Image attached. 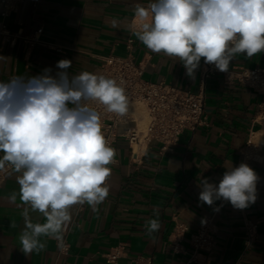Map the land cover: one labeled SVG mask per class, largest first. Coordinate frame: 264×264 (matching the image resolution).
Segmentation results:
<instances>
[{
    "label": "crops",
    "instance_id": "1",
    "mask_svg": "<svg viewBox=\"0 0 264 264\" xmlns=\"http://www.w3.org/2000/svg\"><path fill=\"white\" fill-rule=\"evenodd\" d=\"M152 2L21 0L18 12L3 20L9 34L18 38L11 45L0 37V81L36 76L46 68L55 75L62 59L72 61L67 70L70 76L82 71L97 74L103 58L130 52L145 65L146 80L196 92L203 58L189 77L178 59L152 52L135 35L143 23L135 15L136 6L147 9ZM39 28L42 31L37 34ZM31 38L39 42L28 47L26 39ZM261 65L264 52L251 58L237 54L229 67ZM259 100L247 86L227 85L215 73L205 82L207 126L185 130L171 151L161 153L159 145L150 142L133 153L126 139L117 138L106 182L109 195L95 209L85 203L69 210L72 224L69 250L64 254L59 253L55 238L47 236L40 237L45 247L39 252L21 250L26 205L20 200L19 173L9 167L0 188V264H110L103 254L117 244L124 251L115 264H134L137 258L150 264H264V130L259 125L254 127L259 130L256 140L261 150L257 160L249 162L259 177L256 202L241 210L222 199L211 206L199 200L203 178L218 185L228 167H236L242 158L241 148ZM14 193L15 200L11 199ZM209 216L212 245L204 242L196 248L192 237ZM29 217L32 223L46 222L30 208ZM150 219L161 222L151 236L147 234Z\"/></svg>",
    "mask_w": 264,
    "mask_h": 264
},
{
    "label": "clouds",
    "instance_id": "2",
    "mask_svg": "<svg viewBox=\"0 0 264 264\" xmlns=\"http://www.w3.org/2000/svg\"><path fill=\"white\" fill-rule=\"evenodd\" d=\"M135 15L143 21L135 33L142 44L178 59L189 77L201 58L226 72L237 54L251 58L264 52V0H153L147 9L137 5ZM71 65L62 59L55 75L46 68L36 76L0 81V172L11 167L19 173L26 205L19 241L25 254L45 247L41 236L61 240L74 205L95 209L109 195L116 150L91 102L124 116L129 99L115 79L88 71L70 76ZM258 179L246 163L230 166L218 185L201 180L199 200L211 206L222 199L245 209L256 202ZM29 208L46 222L32 223ZM160 228L158 219H150L147 234Z\"/></svg>",
    "mask_w": 264,
    "mask_h": 264
},
{
    "label": "built area",
    "instance_id": "3",
    "mask_svg": "<svg viewBox=\"0 0 264 264\" xmlns=\"http://www.w3.org/2000/svg\"><path fill=\"white\" fill-rule=\"evenodd\" d=\"M20 3L21 0H0V37L7 38L6 41L11 45L15 44L18 35L11 36L3 20L18 12ZM41 31L39 28L36 33L39 34ZM38 42L37 38L26 39L28 47ZM144 66L142 62H136L130 52L124 56H106L99 66L97 74L115 79L125 89L129 104L142 103L147 114L146 125L141 128L130 112L120 116L108 112L103 105L91 102V106L100 114L102 130L111 147L117 138L122 137L128 141L133 153L148 146L150 142H156L161 153L171 151L185 130L194 131L199 126H207V117L204 113L205 82L209 76L219 73L225 84H242L260 96L257 110L248 128L247 138L241 148L242 158L236 167L241 163L249 165L250 161L257 160L261 145L256 140L259 130L254 126L259 125L264 130V65L253 68L231 66L228 67V71L221 72L214 64H205L203 60L196 92L162 81H148L143 77ZM8 170L9 167L0 172V188ZM71 224L70 220L63 226L61 240L55 239L60 254L69 250L67 236ZM212 232V218L210 216L203 218L192 237L194 246L199 248L204 242L206 245H212ZM123 251V245L117 244L103 254V257L106 263L115 264L123 255ZM134 264H150V261L137 258Z\"/></svg>",
    "mask_w": 264,
    "mask_h": 264
},
{
    "label": "bare ground",
    "instance_id": "4",
    "mask_svg": "<svg viewBox=\"0 0 264 264\" xmlns=\"http://www.w3.org/2000/svg\"><path fill=\"white\" fill-rule=\"evenodd\" d=\"M128 112H130L139 121L140 127L144 128L147 122V114L143 104L140 102H133L129 104Z\"/></svg>",
    "mask_w": 264,
    "mask_h": 264
}]
</instances>
